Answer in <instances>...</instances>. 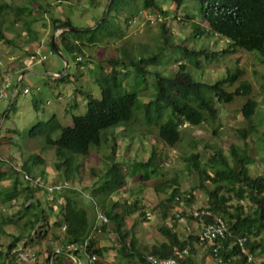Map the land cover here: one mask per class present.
I'll list each match as a JSON object with an SVG mask.
<instances>
[{"label":"trees","instance_id":"1","mask_svg":"<svg viewBox=\"0 0 264 264\" xmlns=\"http://www.w3.org/2000/svg\"><path fill=\"white\" fill-rule=\"evenodd\" d=\"M170 1L172 7L176 8L174 16L177 18L186 0ZM194 2L200 6L201 19L209 24L208 29H201L192 22L193 29H196L194 39L204 34H213L224 39L227 47L219 54L189 48L184 38H179V43L170 44L171 34L165 24H161L160 42L156 50L149 55L138 57L137 52L130 53L123 46H119L118 50L122 56L99 61L100 69L96 72L95 81L100 86V97L87 96L86 113L75 116L71 126H63L54 115L29 131L31 140H43L44 151H54L55 170L65 177L55 183L68 182L71 187L50 192L47 186L52 182H47V171H43L40 178L37 176L38 170L46 164L42 153H31L22 164L16 163L6 156L5 151L8 148L2 145L0 140V148L3 149L0 151V264H20L14 250L17 247L31 249L40 240L47 241L50 245L57 243L61 254L56 263L60 257L73 253L69 250L70 246L77 247L78 251L74 254L82 253L80 248L86 241L89 242L87 252L102 257L103 250L96 248L97 242L91 237L95 230L97 209H101L121 237L122 249L128 256H132L131 251L136 250L137 240L132 238L127 242L124 240L127 234L123 235L121 231L127 218L137 215L145 222L149 221L146 206L140 196L134 201L124 203L121 198L114 197L130 185L146 188L147 184L154 180H159L155 181L157 183L153 186L159 202L153 211L159 212L162 220H166L172 210L177 208L178 196L189 194L191 197L187 198V205L190 207L194 194L203 192L207 201L202 208L211 212V216L205 217L204 222H213L216 217L226 221L229 235L220 241L218 257L222 263L218 264H231L235 258L249 262V254L264 257V174L253 175V169H250L255 167L257 157L262 158L264 155V147L258 146L255 151L259 156H253L249 153L246 143L250 137L258 135L262 128L261 119L257 122L259 103L252 97V84L242 79L244 71L239 66L228 70L224 77L214 83L196 80L189 70V65L199 69L202 58L205 62H211L218 60L220 56L238 51L256 53L264 64V0H190L189 4L193 5ZM59 5L61 3L45 9V6L38 4L37 9H33L32 2L20 5L13 0H0V41L11 43L4 27L10 22L11 15L17 17L21 13L27 18L23 22L25 31L33 36V41L38 40L34 30L36 19L31 20L29 17L34 11L38 13L43 10L46 14ZM166 7L165 0H108L104 16L97 27H88L84 28L83 32L73 33L89 34L99 31L98 37L102 35L112 40L107 43L108 46L112 43L117 45L124 39V25L129 27L141 14L148 18L154 17L152 25L162 23V19L171 14ZM113 12L114 15H111ZM110 17L115 19L110 21ZM50 19L54 28L63 30V39L66 33H69L68 29L73 28L70 20L51 15ZM186 19L196 20L191 14L187 15ZM88 39L85 43L81 42V45H70L67 47L68 51L81 52L82 47L94 45L102 38L96 39L93 36ZM63 42L66 43L64 40ZM55 49L60 51L57 43L53 46V50ZM178 49L181 61L188 59L189 64H180L179 70L170 74L156 68L161 65L166 53L172 50L178 52ZM134 77L136 78L130 82ZM150 77L155 89L150 98L146 99L144 94L147 92ZM60 79L64 80L65 76ZM139 80L145 83L141 90ZM236 84L238 85L234 88ZM5 89L8 87L0 88L2 99L7 96ZM262 92L264 96V85ZM238 98L246 99L240 110L243 124L237 130V137L244 142V146L230 142L228 154L222 147L210 146L209 150L212 152L207 158L198 154L186 158L188 175L191 178L190 192L182 193V184L177 176L170 179L165 177L163 168L168 165V161L155 147L147 159L118 158V134L115 132L117 129H134V125L142 121L145 126L156 130L157 139L162 144L173 149L182 141L181 128L213 126L221 119L219 106L231 104ZM35 106L37 107L36 104ZM218 128L213 131L214 134H217ZM259 135L264 136V133ZM103 145L110 148L105 169L96 176L97 181L86 194L84 189L75 188L71 184L76 173L82 168L78 158H88L93 150ZM25 175H29L33 180L37 179V185L25 179ZM40 194L44 195L45 199L51 197L52 201L42 202ZM180 215L185 216L187 213ZM187 216L195 219L192 215ZM173 218L176 219L175 215ZM102 224L100 229L105 231L107 225ZM7 227H13L15 232L9 234ZM132 228L134 229V225ZM162 230L168 235L169 241L153 247L149 255L171 258L175 248H186L187 243L180 240L177 233L166 227H162ZM5 237L9 238V241H4ZM239 239H245L244 250L237 243ZM210 250L215 258L213 248L210 247ZM137 252L140 261L148 264V254ZM38 255L41 256V253L38 252ZM181 263L186 264L182 261Z\"/></svg>","mask_w":264,"mask_h":264},{"label":"rangeland","instance_id":"2","mask_svg":"<svg viewBox=\"0 0 264 264\" xmlns=\"http://www.w3.org/2000/svg\"><path fill=\"white\" fill-rule=\"evenodd\" d=\"M13 1L20 5H28L32 2L33 9H37L38 4L48 9L50 5L61 3V5L49 10L46 14L39 8L41 11L38 13L34 11L33 17H29L31 20L36 19L34 30L38 40L33 41V36L25 31L23 22L27 18L21 13L17 17L11 15L10 22L4 27L11 43L0 41V88L12 84L10 89H5L7 96L0 102V140L2 145L8 148L5 151L6 156L16 163L22 164L29 154L41 152L46 164L38 170L37 176L40 178V175H43L42 172L47 171V182L62 181L65 179L64 174L55 170L56 158L54 151L52 149L44 151L43 140H31L28 133L38 123L46 122L54 115L59 118L63 126H71L75 116H81L86 113V97L89 95L95 98L100 97V86L95 81L96 72L100 69L99 61L122 56L123 54L118 50L119 46H123L130 53L137 52L138 57L149 55L156 50L155 48L160 42L161 24H165L169 34H171L169 35L170 44L179 43V38H184L186 46L189 48L218 54L227 47V42L224 39L213 34L209 36L204 34L194 39V36L196 37L194 30L196 29H193L192 22L200 26L201 29L209 28L208 22L200 17V6L196 2L192 5L189 4L190 0H186L185 6L178 12L180 16L176 18L174 16L176 8L172 7L173 4L170 0H165L167 4L166 10L171 12V14L168 18H163L162 23L152 25L154 17L148 18L145 14H141L129 27L123 26L125 36L117 45L112 43L108 46L107 43H111L112 40L100 35L99 37L102 38V41L100 40L94 45L84 46L81 48V52L73 53L68 51L67 47L74 44L81 45V42L85 43L89 40L88 37L94 36L99 39V31H92L89 34L73 32H83L84 28L97 27V24L104 16L108 0H94V2L92 0H73L70 4L66 0ZM94 3H97V5ZM190 14L196 19L195 21L186 19V16ZM50 15L72 22L73 28L68 29L69 33H66L64 39L62 38L63 30L52 26ZM111 15H114V12ZM114 19L115 17L109 18L110 21ZM53 43H57L60 48V54L56 49L53 50ZM38 48L39 50H37ZM140 50L142 52H139ZM37 51L40 55L46 56V59L43 61L33 59ZM50 51L52 52L50 53ZM172 51L163 56L161 65L156 67L158 70L170 74L179 70L180 64L185 62L189 64L188 59L185 62L181 61L180 49H178V52ZM38 58L41 59V56ZM202 60L203 62L199 69L189 65V70L196 80L203 82L214 83L224 77L228 70H234L236 66H239L244 71L242 79L252 84V97L259 103L260 113L257 122L259 119L262 121V128L259 134L264 133V96L262 92L264 64L261 63V57L256 53L238 51L234 54L220 56L218 60H212L211 62H205L203 58ZM53 72L61 73L59 74L61 76L58 78ZM62 76H65L64 80L60 79ZM135 78H131L130 82ZM20 80L21 82H19ZM140 80L139 89L141 90L145 87V83ZM149 81L147 92L144 94L146 99L150 98L155 89V84L151 77ZM25 89L28 90L27 94H24ZM245 100V98H238L231 104L219 106L221 119L213 126L202 125L199 128H181L182 141L173 149L167 148L162 144L157 139L156 130L145 126L142 121L136 123L134 129H128L127 131L122 128L117 129L115 132L118 134L116 137L118 158H126L127 160L147 159L150 151L155 147L158 153H163L166 156V161H168V165L163 168L165 177L170 179L177 176L178 181L182 184V193L190 192L192 190L191 178L188 175L189 169L186 158L193 154L207 158L209 153L212 152L209 150L210 146L222 147L226 154H228L230 142L241 147L244 146V142L237 137V130L243 124L240 110ZM216 128L219 131L214 134L213 131ZM259 134L250 137L246 142L249 153L253 156L257 154L255 150L258 146L264 147V136ZM0 151H3V149L0 148ZM109 153L110 148L107 145H103L101 148L93 150L88 158H78L82 168L76 173L71 184L75 188L84 189L85 193L88 194L89 189L97 181L96 176H99L105 169L106 156ZM263 160L264 155L262 158L260 156L257 157L255 167H250V169H253V175L264 174ZM155 181L159 180L148 183L146 188L130 185L122 193L114 197V199L121 198L123 200L122 203L134 201L139 196L142 197L146 212L151 214L152 219L145 222L136 215L132 218H127L124 227L129 228L133 226L134 222H137L135 227L136 231L138 230L139 232L137 237L143 242V246L147 245L146 242L159 241L160 236L157 232L163 222L156 214L157 212L152 211V208L159 202V197L153 189L154 184L157 183ZM138 191L142 193L140 194ZM39 197L45 203L52 201L51 197H46L45 199L42 194ZM204 197L205 194L203 192L194 194V202L191 205L197 203L195 206L200 208L201 200ZM0 210H2L1 207ZM97 210L95 212L96 230L92 233V239L102 240L105 238L103 236L106 232H100L103 224L97 219V214L102 213V211L101 209ZM173 213L174 210H172ZM106 225L105 230H111V224L108 223ZM6 231L11 234L15 232V229L7 227ZM141 232L144 233L142 234ZM105 236L106 238L108 237L107 235ZM6 239L9 241L7 237L4 238V241ZM56 248L57 243L50 245L49 242L40 240L31 250L37 253L40 252L41 257L44 258Z\"/></svg>","mask_w":264,"mask_h":264},{"label":"crops","instance_id":"3","mask_svg":"<svg viewBox=\"0 0 264 264\" xmlns=\"http://www.w3.org/2000/svg\"><path fill=\"white\" fill-rule=\"evenodd\" d=\"M66 1H68L67 2L68 4L73 2V0L72 1L66 0ZM37 50H39V48ZM53 74L59 77L61 76L57 72H53ZM10 86H12V84L7 85L9 89H10ZM198 193L199 192H196L195 194H198ZM206 201L207 199L205 196L204 199L201 200L202 204L200 208L206 205ZM196 204L190 205L189 209L195 210L196 208H198L197 206H195ZM155 206L152 208V211L155 208ZM173 210H174L173 214L175 215L176 219L173 218L174 215L171 213V215L167 217L166 220H162L163 221L162 225L159 227L158 232H157L160 236L159 241H153V242L151 241L148 243L146 242L147 244L146 246H143L144 245L143 242H141V240H139V238L137 237L138 235L137 233H139L138 230L136 231V228H135L137 222H134L133 224L134 229L132 228L133 226L129 228L128 227L122 228V231H121L122 234L123 235L127 234L124 240H127V242H130L132 238H136L137 240V243L135 245L136 250L131 251L133 252L132 256H128L127 252H125V250L122 249L121 237L114 230V228L112 227L111 230L106 229L107 231L105 230L106 233H104V236H103L105 238H103L102 240H96L97 242L96 248L103 250V256L99 257L96 255L98 260L95 264L97 263L99 264H143L139 259L137 251L149 255L153 247L160 246L169 241L168 235L164 233V231L162 230V227H166V229L171 230L173 233L174 232L177 233L179 239L187 243L186 248L189 250V254L182 260V262H185L186 264H218V262L216 261V259L213 257L211 253L210 246L208 244L201 243L198 241L197 235L203 229V223L199 220L188 218V216L177 215L176 209H173ZM147 214L150 215V218L149 219L147 218V219L151 220L152 219L151 214L150 213H147ZM187 215L190 216L191 214L187 213ZM100 232H102L101 229H100ZM141 233L143 234L144 232H141ZM105 235H107L108 237L106 238ZM71 255H74V254L72 253ZM76 255L79 256L85 263L87 262L86 255L82 253L76 254ZM252 257H253L252 261H249V262H244L240 258H235L234 259L235 261H233L231 264H262L264 262V257L262 256L261 257L252 256ZM56 264H74V263L70 255L69 256L67 255V256L60 257V259L57 261Z\"/></svg>","mask_w":264,"mask_h":264},{"label":"built area","instance_id":"4","mask_svg":"<svg viewBox=\"0 0 264 264\" xmlns=\"http://www.w3.org/2000/svg\"><path fill=\"white\" fill-rule=\"evenodd\" d=\"M72 1V0H70ZM39 55V54H38ZM35 59L36 57L33 56ZM46 59V56L41 55V59L39 61H43ZM28 90H24V94H27ZM2 101V96L0 95V102ZM25 179L35 182L37 185V179L33 180L29 175H25ZM39 180V179H38ZM49 185V184H48ZM48 190L50 192H57L64 188L71 187L70 183L68 182H52L50 183ZM189 194L177 197V208L176 214L180 215L181 213H190L196 220H199L203 223V229L197 235L198 240L201 243L208 244L210 247L213 248V252L215 255V259L218 263H222L221 258L218 257L219 249L221 248V240H224L227 235H229V229L226 221L223 218L216 217L213 222L206 223L204 222L205 217L211 216V212L204 208H199L195 210H190L189 206L187 205V198H190ZM147 218H150V215L147 214ZM97 219L104 224H108V218L103 214H97ZM96 230V228H95ZM239 246L244 250L245 239H239L238 242ZM89 242L86 241L81 249V252L87 256V262L85 263L79 256L74 254L75 251H78L77 247L70 246L69 250L73 251L74 255L70 254V257L74 264H95L98 260L96 255H90L87 252ZM246 253V251H244ZM14 254L16 255V259L20 264H56V260L58 256L61 254L59 248H56L51 255H46L44 258L38 255L37 252L26 249L22 247H17L14 250ZM189 254V250L185 249H174V256L171 258H160L155 255H148L147 262L148 264H182L181 261ZM248 260H252V256L248 255Z\"/></svg>","mask_w":264,"mask_h":264},{"label":"clouds","instance_id":"5","mask_svg":"<svg viewBox=\"0 0 264 264\" xmlns=\"http://www.w3.org/2000/svg\"><path fill=\"white\" fill-rule=\"evenodd\" d=\"M55 45V43L53 44ZM52 51H50L51 53ZM39 54V55H38ZM34 56L36 57L35 59H39L38 57L41 56L39 52L35 53ZM34 59V58H33ZM39 61V60H38ZM56 77H59V76H56ZM26 90V89H25Z\"/></svg>","mask_w":264,"mask_h":264},{"label":"water","instance_id":"6","mask_svg":"<svg viewBox=\"0 0 264 264\" xmlns=\"http://www.w3.org/2000/svg\"><path fill=\"white\" fill-rule=\"evenodd\" d=\"M54 44V43H53ZM54 46V45H53ZM56 51L60 54V52H59V50L58 49H56Z\"/></svg>","mask_w":264,"mask_h":264}]
</instances>
